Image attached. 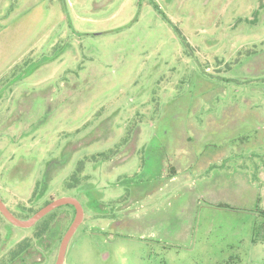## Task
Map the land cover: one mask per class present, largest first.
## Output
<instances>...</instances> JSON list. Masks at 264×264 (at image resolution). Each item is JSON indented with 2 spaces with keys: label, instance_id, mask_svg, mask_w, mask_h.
<instances>
[{
  "label": "rangeland",
  "instance_id": "obj_1",
  "mask_svg": "<svg viewBox=\"0 0 264 264\" xmlns=\"http://www.w3.org/2000/svg\"><path fill=\"white\" fill-rule=\"evenodd\" d=\"M60 197L62 264H264V0H0V198ZM51 213L0 264H55Z\"/></svg>",
  "mask_w": 264,
  "mask_h": 264
},
{
  "label": "water",
  "instance_id": "obj_2",
  "mask_svg": "<svg viewBox=\"0 0 264 264\" xmlns=\"http://www.w3.org/2000/svg\"><path fill=\"white\" fill-rule=\"evenodd\" d=\"M64 204H69L72 205L75 208V217L66 230L60 246H59V251L57 255V259L55 264H62L64 255H65V250L67 243L71 237V235L74 233L75 229L79 225V223L82 220L83 217V209L81 207V204L76 198L73 197H60L57 199H53L40 207L38 210H36L31 216H29L26 219H19L17 218L4 204V202L0 198V213L2 216L8 220L10 223L19 226V227H29L34 225L38 220H40L43 216H45L47 213L52 211L54 208L64 205Z\"/></svg>",
  "mask_w": 264,
  "mask_h": 264
},
{
  "label": "trees",
  "instance_id": "obj_3",
  "mask_svg": "<svg viewBox=\"0 0 264 264\" xmlns=\"http://www.w3.org/2000/svg\"><path fill=\"white\" fill-rule=\"evenodd\" d=\"M47 203V202H46ZM36 211V210H35ZM34 211V212H35ZM33 212V213H34ZM52 211H50L49 213H47L45 216H43L40 220H38L37 222H36V224H37V226H36V232H35V237H37V238H39L40 236H41V233L44 231V230H46L50 225V222H46L42 227H39V223L40 222H42V221H44V220H46L47 218H50V217H52L53 218V215H55V213H51ZM32 213V214H33ZM31 214V215H32ZM258 215H261L262 217H264V210H261V209H259L258 210ZM30 215H28L26 218H28ZM251 241L252 242H255V238L253 237V238H251ZM22 248V249H21ZM23 250V246L21 245L20 247H19V249H14V251H13V255H12V258L11 259H13V257H19V260H21V262L19 263V264H27V261H26V256L25 255H21L20 256V254L23 252L22 251ZM10 259V260H11Z\"/></svg>",
  "mask_w": 264,
  "mask_h": 264
},
{
  "label": "flooded vegetation",
  "instance_id": "obj_4",
  "mask_svg": "<svg viewBox=\"0 0 264 264\" xmlns=\"http://www.w3.org/2000/svg\"><path fill=\"white\" fill-rule=\"evenodd\" d=\"M70 206H72V205H70Z\"/></svg>",
  "mask_w": 264,
  "mask_h": 264
}]
</instances>
